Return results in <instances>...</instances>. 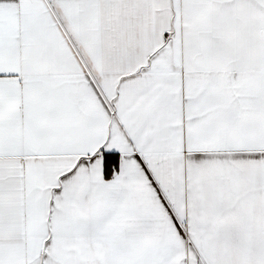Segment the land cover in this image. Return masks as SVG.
I'll return each mask as SVG.
<instances>
[{"label":"snow or ice","instance_id":"6c2138e0","mask_svg":"<svg viewBox=\"0 0 264 264\" xmlns=\"http://www.w3.org/2000/svg\"><path fill=\"white\" fill-rule=\"evenodd\" d=\"M0 264H264V0H0Z\"/></svg>","mask_w":264,"mask_h":264}]
</instances>
